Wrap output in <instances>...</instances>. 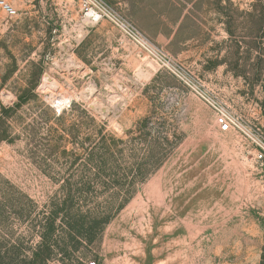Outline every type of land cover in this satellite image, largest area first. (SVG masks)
I'll use <instances>...</instances> for the list:
<instances>
[{
	"label": "rangeland",
	"instance_id": "1",
	"mask_svg": "<svg viewBox=\"0 0 264 264\" xmlns=\"http://www.w3.org/2000/svg\"><path fill=\"white\" fill-rule=\"evenodd\" d=\"M5 1L0 264H120L162 225L264 264V0Z\"/></svg>",
	"mask_w": 264,
	"mask_h": 264
},
{
	"label": "crops",
	"instance_id": "2",
	"mask_svg": "<svg viewBox=\"0 0 264 264\" xmlns=\"http://www.w3.org/2000/svg\"><path fill=\"white\" fill-rule=\"evenodd\" d=\"M152 227L137 234L136 249L127 250L123 260H119L120 264H187L191 260L190 246H182L184 242L190 243V234L176 235L171 232L173 226H157L154 232ZM107 262L110 264V261Z\"/></svg>",
	"mask_w": 264,
	"mask_h": 264
},
{
	"label": "built area",
	"instance_id": "3",
	"mask_svg": "<svg viewBox=\"0 0 264 264\" xmlns=\"http://www.w3.org/2000/svg\"><path fill=\"white\" fill-rule=\"evenodd\" d=\"M87 1V0H86ZM0 9L6 13L9 16H13L15 15V9L5 0H0ZM90 13H92L93 17L95 19H100L102 17L103 12L100 9H96V10H89ZM118 25L123 29V31L133 40H135L137 43L139 44H143V38L142 36L127 22L123 21V20H118ZM145 43V42H144ZM209 102V101H208ZM212 107L215 110V120L216 123L221 126V127H231L234 128L240 132H242L243 135H245L246 137H249L252 141H254L255 143H257L255 141V139L253 137L250 136V134L248 133V130L245 129L240 121L233 117L231 114H229L228 111H226L225 109L209 102ZM260 146V150L256 153V158L259 160H264V146H262L261 144L257 143ZM94 262H92L93 264Z\"/></svg>",
	"mask_w": 264,
	"mask_h": 264
},
{
	"label": "trees",
	"instance_id": "4",
	"mask_svg": "<svg viewBox=\"0 0 264 264\" xmlns=\"http://www.w3.org/2000/svg\"><path fill=\"white\" fill-rule=\"evenodd\" d=\"M263 264V263H262Z\"/></svg>",
	"mask_w": 264,
	"mask_h": 264
}]
</instances>
